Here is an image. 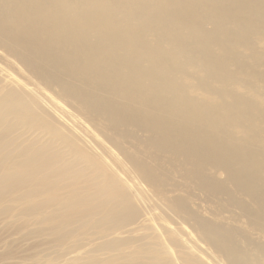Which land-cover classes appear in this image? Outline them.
<instances>
[{
    "label": "bare ground",
    "instance_id": "obj_1",
    "mask_svg": "<svg viewBox=\"0 0 264 264\" xmlns=\"http://www.w3.org/2000/svg\"><path fill=\"white\" fill-rule=\"evenodd\" d=\"M0 50L18 72L0 85V215L36 219L58 248L96 229L104 241L68 264H175L117 236L151 208L168 225L185 211L229 264H264V243L252 255L185 198L160 199L162 162L180 159L264 230V0H0Z\"/></svg>",
    "mask_w": 264,
    "mask_h": 264
},
{
    "label": "rangeland",
    "instance_id": "obj_2",
    "mask_svg": "<svg viewBox=\"0 0 264 264\" xmlns=\"http://www.w3.org/2000/svg\"><path fill=\"white\" fill-rule=\"evenodd\" d=\"M1 52L2 51L0 50V70H2L3 72L0 71V85H2L1 84L2 82H3V84H6V83L9 84L10 82H8L7 79L10 81V77H13L14 74L16 75V79H15V84H16V82H17L16 80H18L17 79L18 72L16 70V65H15L14 70L17 73H14V71H12L13 70L12 67L14 68V63L11 60L9 62V60H7ZM7 62H8V64H7ZM2 67H3V69H2ZM7 68H11V69H8V71H11V73L12 72L13 73L12 74L9 72L6 73ZM8 73L10 75H7ZM7 77H9V78H7ZM4 79L6 82H4ZM97 139H98L100 146L105 145V142L100 137H97ZM124 145L132 152L136 153L137 151H139L134 146V140H130L128 142H125ZM55 148L56 147H54L53 151L56 150ZM143 158H144V156H143ZM183 164H184L183 160L181 161L180 159L178 161H174L173 163H169V162L167 163L166 160H164L162 162L161 166L164 167L163 169H166V171L169 172V175H171V176L168 177L167 180L166 179L163 180L166 183H163V186H162L163 188L161 187V189H163V190L160 189L163 192L162 193L163 195L160 199H163V201H169L170 198L172 200V198L174 199L178 196L182 197L183 199L185 198L190 211L194 212L195 214L199 215L200 217H203V218L205 217V218L209 219V221L210 220H216L220 223H223L227 228L237 230L238 234L236 235V241L238 242V244L242 248H245V249L249 248L250 253L252 255H254L255 254L254 251L251 250L252 245L254 243H264V230H259L256 227L251 226L248 223L247 218L244 217L242 212H240L241 210L237 207V205H235V206H234V204L230 205L231 203L228 200V198L213 196V195L209 194L208 192L201 190V188L199 187V185L196 181L192 180L191 178L185 177L183 175V173H184L183 170L187 167V165L185 166V164L184 165ZM118 166L120 168H122L123 164L122 163L118 164ZM215 176L218 180H223L224 174L219 171L215 174ZM173 183H175V184H173ZM145 186L146 185H144V188H149L148 186H146V187ZM229 187L232 188V185H229ZM165 193H166V195H165ZM236 196L238 198H243L246 201H249L248 198L243 197L240 194H236ZM153 197H154V195H152V197H149V200H148V202L152 201V203H150L151 205L155 204L154 201L156 200V198H153ZM5 204H6L7 208H9V209L12 208V206L11 207L8 206L10 204V202L4 203L3 205L5 206ZM148 213L149 214L153 213L152 215H150V216H152V218L148 219V220L151 219L152 221L151 220L150 221H148V220L144 221L143 220L145 218L146 214H148ZM148 213L141 214L144 217H142L140 215L138 218L139 221L137 219L135 221L136 223L135 222L132 223V226L127 225L131 229L129 227L124 228V230L122 229L123 232H121L122 230H119V232L122 235L118 234L117 237H119V239H122V238L123 239H134V240L141 239V242L157 241L156 243L159 244L158 246H163V249L165 248L167 260L165 258H164V260L162 258V260L166 261V262H174L175 264L176 263L177 264L178 263L179 264H189V263L201 264L203 259H204L207 262L203 261L204 263H202V264H209V263L215 264L217 261H218V263H216V264H227L226 260L228 262V259H226V255H224V253L221 254L220 251L219 252L216 251V249L213 247L211 242L208 240L207 236L204 234L203 231H199L201 229H199L197 224H195L196 222H194V220L189 216V214L187 212L182 211L179 214L180 218H179L178 223L177 224L170 223V225H168L169 223H166L167 220L164 219L165 215L160 210H158V209L155 210V209L151 208V211L149 210ZM47 214H50V213H47ZM160 214H162L163 217L160 216ZM156 215H157V217H156ZM153 216H155V217H153ZM20 217H21V219H23L22 216H20ZM147 218H148V216H147ZM160 218L163 219L164 221L162 220L161 222H159L161 220ZM157 219H159V221ZM19 222H21V221L19 220V218H16L15 216L10 218V217H8V214H5V213L4 214L2 213V215H0V264H68L70 261H72V262L76 261V260H74L73 257H77V256L78 257H85V255L87 253H89V250H91L93 247H95L96 244L104 241V240L98 238L101 234L97 235L96 233H98V232L96 231V229H94V230L92 229L90 231L86 229L82 233L78 232L75 235V237L70 239L72 242L71 241L69 242V240H67L66 242H68V243H66V245H63L64 247L61 246V248H58L59 247L58 245L53 244V242L49 241L48 237L46 238V236L44 237L43 233L38 232L40 229H45V228H44V225H42L41 223H38V221L36 219H33V220L30 219L28 221V223L25 224L24 228H21L19 226L20 225ZM164 222L168 225V227ZM28 225H29V227H28ZM135 225H138V226L144 225L145 228L141 227V226L140 227L136 226L139 230H140V228H143V229H141L143 233L142 232H141V234L137 233L140 231H138V229L135 227ZM135 228L137 229V232H135V235H133L134 233L130 232V231L132 229H133V231H135L136 230ZM153 228H155V229H153ZM128 229H129V231H128ZM144 229H146V230H144ZM125 230H127V233H125L126 232ZM86 231H88V234ZM172 231L175 233L173 234ZM115 232H117V231H115ZM123 233H125V235H123ZM130 233H132V234H130ZM136 233L138 235H136ZM159 233L163 234L162 237L160 236ZM243 233L246 235V238L242 237ZM79 234L80 235L82 234V235L80 236ZM90 234H93V235H90ZM129 234H130V236H129ZM139 234L141 236H139ZM202 234L205 237L204 239L201 237ZM86 235H87V237L89 236L90 241L88 240V238H86ZM114 235L116 236L117 234H114ZM177 235H178V237H177ZM145 236L146 237L148 236V237L146 238ZM124 237H126V238H124ZM153 237H155L154 238L155 240H153ZM142 238H143V240H142ZM179 238H180V240H179ZM161 240H163V241H161ZM207 240L210 243H208ZM97 241H100V242L96 243ZM170 241H172V242L170 243ZM174 241H176V242H174ZM197 241H198V243H196ZM88 242H89V244H88ZM179 242H181V243H179ZM192 242L194 244L193 246L191 244ZM94 243H96V244H94ZM170 244L172 245V247ZM176 244H178V245H176ZM134 245H137V247L140 248V247H146L150 244H146V245L143 244V246L142 245L140 246L139 242H138V244L136 242V243H134ZM167 245L170 246L171 249H169L170 247H168ZM182 245H184L183 247H185V248H183ZM206 245H207V247H206ZM208 245H210V246H208ZM191 246L193 248L195 247V249H192ZM68 247L76 248V249H74L73 252L66 254L64 250ZM137 247H132V248L135 249ZM198 247H199V251H198ZM77 248H78V250H77ZM132 248L130 247V248H127L129 250H127V249L126 250L130 253L131 251H134ZM139 248H137V250ZM176 248H177V250H176ZM61 249H63V250H61ZM82 250H84V252H82ZM167 250L171 251L172 256L170 254H167V252L170 253ZM79 251H81L82 254ZM138 251L140 253L142 252L141 249H139ZM143 251H145V250H143ZM134 252H136V251H134ZM136 253H138V252H136ZM205 253H206V255H204ZM195 255H198V257L197 256L195 257ZM201 255H202V258H199V257H201ZM56 256H57V258H55ZM173 256H174V258H173ZM175 256H176V259H175ZM195 258H197L198 260ZM216 258L219 260H217ZM171 259H172V261H171ZM182 259H184L183 260L184 262L182 261ZM201 259H202V261H201ZM215 260H216V262L214 263ZM221 260H222V262H221ZM65 261H66V263H65ZM176 261H178V262H176ZM195 261H197V262H195ZM141 263H143V262H141ZM71 264H73V263H71ZM228 264H229V262H228Z\"/></svg>",
    "mask_w": 264,
    "mask_h": 264
}]
</instances>
